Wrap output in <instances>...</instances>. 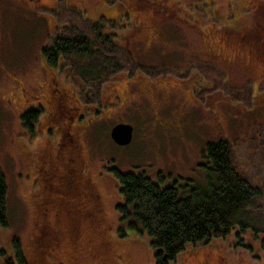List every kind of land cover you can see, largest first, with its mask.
Segmentation results:
<instances>
[{
	"label": "rangeland",
	"instance_id": "1",
	"mask_svg": "<svg viewBox=\"0 0 264 264\" xmlns=\"http://www.w3.org/2000/svg\"><path fill=\"white\" fill-rule=\"evenodd\" d=\"M74 12L93 25L104 24L102 32L113 34L139 65L136 78L128 84L124 106L109 113L104 86L103 94L88 104L92 111L76 121L77 128L64 122L55 139L49 128L57 125L43 112L30 136L22 126L25 110L60 103L51 73L60 71L55 79L72 95L83 90V80L72 68L50 70L42 57V49L74 22ZM71 100H64L68 109L76 102ZM119 122L134 127L130 145L111 139ZM61 136L76 140V154L84 151L105 212L101 224L86 220L80 226L77 245L71 240L77 236L69 235L64 225L42 226L43 220L57 219L48 210L49 196H67L60 189L55 192L59 185L52 188L57 177L49 179ZM218 138L232 142L238 170L264 189V0L0 2V176L9 184V226H0V264L6 258L2 251L14 255L15 238L31 264H155L147 232L121 220L117 206L124 199L112 169L145 173L157 182L164 175L162 185L178 181L184 187L190 180L204 188L208 173L202 152ZM257 205L260 211L252 214L242 245L233 230L209 245L191 246L175 264H264V197ZM49 243L57 247L50 257Z\"/></svg>",
	"mask_w": 264,
	"mask_h": 264
},
{
	"label": "trees",
	"instance_id": "2",
	"mask_svg": "<svg viewBox=\"0 0 264 264\" xmlns=\"http://www.w3.org/2000/svg\"><path fill=\"white\" fill-rule=\"evenodd\" d=\"M77 14L73 16L74 22L66 25L64 31L57 33L51 43L42 49L46 67L50 70L72 68V73L83 80L81 89L90 94L91 99L101 96L103 85L124 72L134 80L139 65L132 54L114 41L113 34L102 32L100 28L105 27L102 22L93 25ZM90 33L97 38L93 39ZM83 98L91 102L85 95ZM43 111L38 106L23 113L22 126L30 136H34ZM83 112L86 115L81 120L88 116L87 111ZM202 159L205 162L202 167L208 173L204 188L190 180L184 181V187L178 186V181L173 185H162L166 179L164 175L157 182L145 173L112 169L124 199L117 206L121 220L127 222L131 229L147 232L155 264H175L191 246L194 249L201 243L209 245L214 239L227 238L233 230H236L237 244L242 245L252 214L260 211L257 202L264 197V189L238 170L229 139L218 138L215 142H208ZM8 191L9 184L2 175L0 226L4 228L9 226ZM37 209L31 210L33 221ZM45 247L53 252L57 248L50 243ZM13 248V256L7 257L2 251L1 254L6 256L4 264H31L20 239H14Z\"/></svg>",
	"mask_w": 264,
	"mask_h": 264
},
{
	"label": "flooded vegetation",
	"instance_id": "3",
	"mask_svg": "<svg viewBox=\"0 0 264 264\" xmlns=\"http://www.w3.org/2000/svg\"><path fill=\"white\" fill-rule=\"evenodd\" d=\"M3 0H0V2ZM17 1H26V0H17ZM59 73V72H58ZM58 73H51L53 74L51 87L52 91L55 95H57L59 99V104L56 107L48 106L45 107L43 104L39 103V106L43 108V112L51 114L52 122H55L57 125L56 128H49V131L53 130L54 137L57 139L59 137L60 132L58 133L57 130L61 126H63L64 122L66 127L70 128H77V120H81L82 117H85V112L87 109L89 111H92L93 107L92 105H88L85 103V101H81L80 95L82 94V97H86L91 101L90 94L83 90H80L79 94L72 95V93L68 90H66L64 87L60 85V82L56 80V76ZM136 78V76H135ZM135 80V79H134ZM131 79V76H127V73L124 72V74H120L116 76L112 82L106 83L103 85L105 88H107V93L105 95L103 94V98L105 97L108 103L107 111L110 113L112 112V108L116 106H124L125 104V93L129 90L128 84L130 81H134ZM82 87V86H81ZM85 93H84V92ZM84 94V95H83ZM144 94V93H143ZM45 96V95H44ZM66 96V98H65ZM71 99H74L76 101L69 109L64 104L65 101H69L71 104L73 101ZM84 99V98H83ZM87 99V100H88ZM103 102V101H102ZM64 105V106H62ZM86 106V107H85ZM95 114H97L99 111L94 110ZM88 114V113H87ZM54 118V119H53ZM54 127V126H53ZM62 132V131H61ZM68 136H71V133L67 134ZM76 142L75 139H72L71 142H67L65 138L61 136V141L59 142V146H62L60 151L56 152L54 158L56 160L54 161L55 164H51L49 174L51 173L50 178H53L54 176L57 177V184L55 186L52 185V188L57 187V190L55 192L64 191L67 196H62L58 198H54L51 196L49 201L47 202L49 204V212L52 210L53 213L56 215V220L50 221V220H43L44 224H61L64 225V228L67 230L69 235H76L77 231L80 229V226L85 224V221L88 220L93 225L95 224H101L102 217L103 222L105 220V212L102 211L101 207V200L99 198L97 189H95L93 185V181L91 180L89 173L90 169L87 166V161L85 159V156H83L84 151H80L79 154H76V149H80V146L75 145ZM67 144V145H66ZM78 144V142H77ZM66 151V152H65ZM58 153H61L60 155ZM68 154V155H67ZM53 155V154H52ZM66 155V156H65ZM64 156V158H62ZM67 157V158H65ZM53 162V161H52ZM59 162V164H57ZM53 166V168H52ZM48 174V175H49ZM47 176V175H46ZM45 176V177H46ZM61 181V182H60ZM61 184V186H60ZM45 190H49L48 186L46 185L45 181ZM50 187V186H49ZM51 192L52 191H48ZM53 192V193H55ZM47 193V192H46ZM101 207V210H100ZM48 212V214H49ZM41 224V220L39 221ZM106 223V222H105ZM74 235V236H75ZM74 239V243H73ZM72 243H79V238L71 237ZM80 246V245H79ZM52 250L50 249L48 256L50 257ZM61 254V252H59ZM45 255H47L46 251L44 252ZM44 256V255H43ZM62 258V255H60ZM58 261V258H57ZM54 262L53 264H55ZM61 264V263H58Z\"/></svg>",
	"mask_w": 264,
	"mask_h": 264
},
{
	"label": "water",
	"instance_id": "4",
	"mask_svg": "<svg viewBox=\"0 0 264 264\" xmlns=\"http://www.w3.org/2000/svg\"><path fill=\"white\" fill-rule=\"evenodd\" d=\"M134 127L130 123H119L111 129V137L115 144L127 146L134 136Z\"/></svg>",
	"mask_w": 264,
	"mask_h": 264
}]
</instances>
